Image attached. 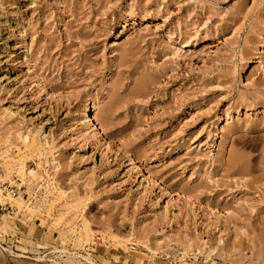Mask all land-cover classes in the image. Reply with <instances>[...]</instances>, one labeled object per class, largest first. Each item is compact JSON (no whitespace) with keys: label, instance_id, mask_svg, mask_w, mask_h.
Wrapping results in <instances>:
<instances>
[{"label":"rangeland","instance_id":"1","mask_svg":"<svg viewBox=\"0 0 264 264\" xmlns=\"http://www.w3.org/2000/svg\"><path fill=\"white\" fill-rule=\"evenodd\" d=\"M0 264H264V0H0Z\"/></svg>","mask_w":264,"mask_h":264},{"label":"bare ground","instance_id":"2","mask_svg":"<svg viewBox=\"0 0 264 264\" xmlns=\"http://www.w3.org/2000/svg\"><path fill=\"white\" fill-rule=\"evenodd\" d=\"M95 103L93 101L88 102L86 105H84V107L82 108V112H81V116L84 119V121L89 125L91 131L93 130H97L98 129V123L97 120L94 118L93 116V107H94ZM27 137H23V139L25 140ZM54 164L56 168H59L61 166L60 162L57 160L55 161L54 159ZM24 175H26L27 177H29L30 180H34L40 177V175H38L36 173V171L32 168H30L29 166H26L24 169ZM12 197V196H11ZM14 197V196H13ZM22 197H17L16 199L18 201L22 200ZM216 251V247H212V246H208L205 249V254L207 256H211L212 254H214Z\"/></svg>","mask_w":264,"mask_h":264},{"label":"built area","instance_id":"3","mask_svg":"<svg viewBox=\"0 0 264 264\" xmlns=\"http://www.w3.org/2000/svg\"><path fill=\"white\" fill-rule=\"evenodd\" d=\"M6 188H7V186H6ZM5 193H6L5 194L6 196H12L13 197V196L16 195V191H15V189L13 187H11V189H9L8 191H6Z\"/></svg>","mask_w":264,"mask_h":264}]
</instances>
